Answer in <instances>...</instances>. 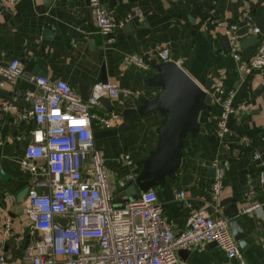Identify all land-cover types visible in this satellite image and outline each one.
Instances as JSON below:
<instances>
[{
  "label": "crops",
  "instance_id": "obj_1",
  "mask_svg": "<svg viewBox=\"0 0 264 264\" xmlns=\"http://www.w3.org/2000/svg\"><path fill=\"white\" fill-rule=\"evenodd\" d=\"M100 3L117 24L109 43L97 32L87 0H19L8 6L0 3V63L18 59L27 74L50 81L63 80L79 96L96 82H110L119 88L116 97L103 98L104 102L92 108L100 114L112 112L118 116L104 128L92 122L95 146L104 159L113 198L129 178L139 174L142 162L157 146V129L166 113L154 110L132 118L126 125L123 113L138 108L161 91L147 85L139 74H156L153 65L162 63L158 56L161 47L166 46L171 60L180 62L179 66L200 86L210 83L209 93L216 80L234 88L235 110L227 120L224 139L217 136L220 106L214 100L199 111L202 130L195 136L187 133L183 137L176 174L165 176L150 189L155 191L157 203L172 221L175 232L186 228L192 211L224 216L220 203L226 198H239L234 204L247 244L245 249L240 248L243 258L248 264H264V195L260 182V175L264 174V72L243 70L264 37V0ZM136 9L140 12L136 13ZM247 17L260 32L253 41L250 38L254 35L245 27L238 30L241 58L235 60L229 53L224 25L241 23ZM213 20L220 25L213 24ZM132 54L142 56L147 68L130 62L128 57ZM28 90L37 92L36 86L24 78L0 86V255L8 263L29 264L24 248L41 238L40 230L31 228L25 214L26 195L17 199L33 179L41 178L32 176L20 163L30 141L29 131L35 127L34 121L24 116L31 106L25 96ZM5 104L13 105V110H4ZM245 104L250 107L241 109ZM122 153L129 154L135 162L133 171L115 160ZM32 162L42 165L44 159ZM218 164L222 190L213 201L214 176H208V169L214 166L217 170ZM184 174L187 178L182 180ZM178 190L185 191L183 199H175ZM124 202L121 199L117 204ZM256 204L251 212L244 211ZM178 256L188 264H239L213 243ZM62 259L58 257L55 264H61Z\"/></svg>",
  "mask_w": 264,
  "mask_h": 264
},
{
  "label": "built area",
  "instance_id": "obj_2",
  "mask_svg": "<svg viewBox=\"0 0 264 264\" xmlns=\"http://www.w3.org/2000/svg\"><path fill=\"white\" fill-rule=\"evenodd\" d=\"M17 1L0 0V3L8 6ZM88 5L97 32L106 42H111L117 24L100 0H88ZM124 22L125 19L119 24ZM212 22L220 25L218 20ZM242 26L251 35L260 32L248 17L241 23L224 25L229 53L235 60L241 58L238 30ZM158 56L162 62L180 64L171 60L166 46L158 50ZM128 60L140 68L148 66L138 54L130 55ZM252 69L264 72V37L260 39L256 53L243 67L247 73ZM0 76V86L24 78L37 88V92H25L31 106L24 116L31 118L35 127L29 131L30 141L20 162L32 176L41 177L40 180L33 179L26 194L25 214L31 228L41 232L38 241L24 248V257L29 264H55L58 257L63 258L61 264H188L178 256V251L200 250L209 243L221 248L239 264H248L225 216L211 217L202 210H194L188 216L186 228L175 232L152 189L141 193L137 200L120 205L113 203L108 171L100 150L95 146L92 122L104 128L118 116L112 112L100 114L92 108L98 106L101 99L119 94L115 84L96 82L88 98L83 100L63 80L50 81L44 76L27 74L18 59L0 63ZM210 93L220 106L217 136L224 139L227 120L235 110V90L228 88L222 80H216ZM249 107L245 104L240 108ZM3 109L11 111L13 105L5 104ZM16 139L22 138L17 136ZM1 144L3 139H0ZM255 158L258 159L259 155L256 154ZM33 159H44V164H35ZM115 160L126 164L131 171L136 168L127 153L117 155ZM221 181L222 171L217 168L211 186L213 201L221 194ZM260 182L264 195V174L260 175ZM174 197L183 199L185 191L178 190ZM256 206H248L244 211L251 212ZM0 264L21 263H8L0 255Z\"/></svg>",
  "mask_w": 264,
  "mask_h": 264
},
{
  "label": "water",
  "instance_id": "obj_3",
  "mask_svg": "<svg viewBox=\"0 0 264 264\" xmlns=\"http://www.w3.org/2000/svg\"><path fill=\"white\" fill-rule=\"evenodd\" d=\"M250 39L255 41L256 37L252 36ZM153 67L156 70L155 75L145 77L144 73L139 72V74L147 85L159 87L161 91L150 96L138 108L125 111L123 113L124 125L132 118L154 110L166 113V117L157 129L158 142L155 150L144 159L139 174L129 178L117 196L113 198L115 205H119L117 203H120L121 199L125 200L124 203L137 200L139 195L150 189L155 182L163 181L167 175L176 174L181 159L183 137L187 133L195 136L202 130L198 123L199 111L204 107L211 106L214 102V97L208 92L210 83L200 86L178 64L162 62L153 65ZM36 74L38 75L39 72ZM91 88L90 85L87 91L80 94L83 100L88 98ZM104 100L101 99L102 102ZM217 166L220 168L221 164ZM215 172L216 167H210L208 176H215ZM186 178L187 175L184 174L182 180ZM28 190L29 187H25L17 199L23 198ZM237 200L239 198H226L220 203V206L223 208L224 216L229 219V227L234 239L241 249H245L247 246L244 240L245 234L236 219L239 212L234 203ZM60 222L66 223L64 220H60ZM188 251L190 250L180 249L178 254Z\"/></svg>",
  "mask_w": 264,
  "mask_h": 264
}]
</instances>
